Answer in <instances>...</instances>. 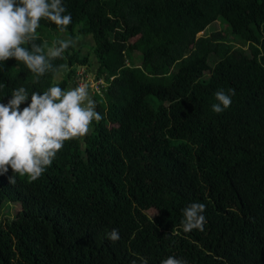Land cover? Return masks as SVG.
<instances>
[{"label": "trees", "instance_id": "trees-1", "mask_svg": "<svg viewBox=\"0 0 264 264\" xmlns=\"http://www.w3.org/2000/svg\"><path fill=\"white\" fill-rule=\"evenodd\" d=\"M62 2L71 24L61 33L42 18L34 42L73 45L39 78L0 62V103L21 86V108L33 91L76 87L83 67L105 80L92 97L103 119L65 141L37 180L0 174V264H264V0ZM221 19L247 46L235 56L219 33L200 34ZM220 89L235 94L216 113ZM193 202L206 223L185 232ZM3 203L20 209L8 215ZM113 228L119 240L107 238Z\"/></svg>", "mask_w": 264, "mask_h": 264}, {"label": "clouds", "instance_id": "clouds-1", "mask_svg": "<svg viewBox=\"0 0 264 264\" xmlns=\"http://www.w3.org/2000/svg\"><path fill=\"white\" fill-rule=\"evenodd\" d=\"M62 0H0V62L15 58L39 78L55 72L52 61L62 58L64 52L73 45L72 39H60L48 47L46 52L34 41L41 19L54 23L61 33L72 22ZM29 44L31 47H24ZM234 89L225 93L215 92L218 103L212 110L221 113L230 107ZM23 86L14 89L7 103H0V174L8 172L21 176L27 174L30 181L37 180L50 166L65 141L83 138L90 132V125L103 119L95 110V102L87 85H77L62 89L59 84L50 86L42 94L31 93ZM9 183L15 184L14 175ZM206 206L190 203L182 209L183 230L203 231L206 218L202 214ZM112 241L119 240V232L113 228L107 233ZM144 264H147L145 260ZM161 264H187L185 260L169 256Z\"/></svg>", "mask_w": 264, "mask_h": 264}, {"label": "rangeland", "instance_id": "rangeland-1", "mask_svg": "<svg viewBox=\"0 0 264 264\" xmlns=\"http://www.w3.org/2000/svg\"><path fill=\"white\" fill-rule=\"evenodd\" d=\"M213 33H219L221 36L225 37L226 40H228L229 42H232V43H233V44H232L233 47H231V48L229 49V51H228V53H229L230 55H232V56H235V55H236L235 47H236V48H238L239 46H245L244 48L247 47L246 45H244V44L241 42V40H239V39L237 38V36H235V35L231 32V30H229V28H228V24H227L226 21H224L223 19L218 20V21L212 23V24L208 27V29H207V33L201 32L200 34H202V35H210V36H212ZM45 34L49 35V36L52 37V38H55V36H57V33L53 32V31H49V30H46V31H45ZM85 38H86V37H83V38L77 40L76 43H78V46H79V47H83V48H82V53H83L84 55H86L87 53H88V54L90 53V56L92 55V57H94L93 54H91V52H92V46L94 45V41H93L92 38H86V39H85ZM87 43H90V44H87ZM92 44H93V45H92ZM134 61H135V64H136V65H139L140 62H141L140 55H139L138 52H136V53L134 54ZM94 63H95V61H94ZM94 69H97V68L95 67ZM83 70H84V69H81L80 73H82ZM89 74H90V79H91V81L94 80V75L91 74V73H89ZM90 79H89V80H90ZM94 89H97V87L95 86V84H94V86H92V87L89 88L90 94H91L92 96L95 95V94H94ZM20 177H22V178H26V177H28V176H27V174H25V175H23V176L20 175ZM2 205H3L2 208H4V207H8V215H11V216H12L17 210L20 209V207H19L18 204H13V203H3ZM6 209H7V208H5L4 210H6ZM150 213L153 214V211H151ZM8 215H1V216H3V217H7Z\"/></svg>", "mask_w": 264, "mask_h": 264}, {"label": "built area", "instance_id": "built-area-1", "mask_svg": "<svg viewBox=\"0 0 264 264\" xmlns=\"http://www.w3.org/2000/svg\"><path fill=\"white\" fill-rule=\"evenodd\" d=\"M81 69H84L82 73H80ZM90 79V74L87 73L85 68H80L77 74V81L79 85H87L88 89L92 86L97 87V89H94V94L96 93H102L103 88L106 86L105 80L104 79H98V80H92Z\"/></svg>", "mask_w": 264, "mask_h": 264}, {"label": "crops", "instance_id": "crops-1", "mask_svg": "<svg viewBox=\"0 0 264 264\" xmlns=\"http://www.w3.org/2000/svg\"><path fill=\"white\" fill-rule=\"evenodd\" d=\"M86 38H87V37H86ZM86 38H85V39H86ZM88 38H89V37H88ZM87 44H90V43H87ZM92 45H93V44H92ZM87 54H88V53H87ZM93 71H94V70H93ZM89 92H90V91H89ZM91 97H93V96L91 95Z\"/></svg>", "mask_w": 264, "mask_h": 264}]
</instances>
